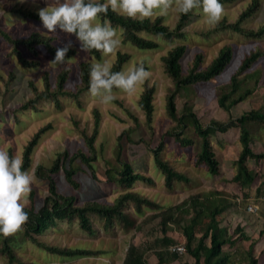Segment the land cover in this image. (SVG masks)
Segmentation results:
<instances>
[{"label":"rangeland","instance_id":"rangeland-1","mask_svg":"<svg viewBox=\"0 0 264 264\" xmlns=\"http://www.w3.org/2000/svg\"><path fill=\"white\" fill-rule=\"evenodd\" d=\"M251 1L235 0L224 3L223 18L235 21ZM260 2L259 9L243 22L245 27L257 29L264 23V0ZM54 3L55 0H24L23 3L20 0H0V148H5L8 152L11 149L13 155L22 158L24 145L34 132L42 126L52 124V127L42 135L34 150L32 165L27 169L35 177L32 190L35 191L36 206H41L49 193L48 182L37 174V168L39 165L51 167L58 153L65 150H68L71 155L77 151L88 153L85 135L92 132L94 109L98 108L102 119L100 132L95 142L98 158L93 162L94 169H90L80 157L76 158L72 164L68 161L66 166L73 165L77 170L75 177L80 186L75 188L70 185L64 169H61L53 175L59 191L75 195L78 204L88 199L104 203L113 202L118 194L125 190L118 181L117 170L121 164L118 161V155L121 154L133 164L136 171L152 176L155 181L152 185L137 181L132 189L162 205L178 203L197 192L222 191L224 194H221L216 201L221 204L229 201V207L219 215L221 224L227 226L230 232L240 226L247 235L246 238L241 237L232 249L227 246L226 249L233 252V258L238 261L237 264H247L246 252L251 241L254 240L255 255L259 258V264H264V187L259 190V185L264 181V159L258 161L249 159V166L257 176L251 185L242 187L232 180L237 171L236 160L242 149L239 128L234 127L213 136V145L221 162V173L218 175H212L203 164H197L196 155L201 149V142L190 119H187L189 125L185 128L184 135L196 139L193 145L183 146L173 135L165 134L167 131L176 130L177 122L168 115L166 108L167 94L175 88V83L166 73L162 60L163 55L172 46L184 43L187 46L181 60L184 71H187L198 53L204 55L201 64V68H204L224 45H231L232 60L220 75L208 81L183 86L176 97L179 114L186 112L187 107L191 105L204 123L203 125H207L212 119L227 121L231 115L236 117L251 109L264 110V53L248 70L239 75V77L247 75L242 88L254 87L253 93L234 105L230 111L222 108L218 101L221 92L230 82L232 75L237 72L245 55L254 50L264 52V35L251 37L230 29L215 30L216 25L212 26L207 22L202 9L195 10L185 26L183 38L169 40L157 39V36H153L159 42V47L155 49L139 48L122 40V45L117 51L131 53V58L123 68L135 67L137 62L145 60L148 70L152 72L151 79L139 86L134 93L126 94L118 91L116 100L109 104H101L87 90L80 94L79 101L74 97L61 95V107L55 105L52 100L45 99L38 102V110L33 108L24 110L21 108L22 104L33 97L30 81H34L40 89H43L42 74L45 70L49 71L54 84L58 72L63 68H69L70 75L65 88L68 91H75L76 85L80 82V61L88 60L95 63L107 60L112 64L116 57L117 51L100 60L96 59L88 51L81 49L80 42L74 34H67L57 29L55 33H51L56 36L57 41L65 44L71 41L72 47L77 49L76 54L71 57L74 58L72 62L65 65L49 64L53 58L46 48L40 46L38 56H35L40 60V64L35 67L23 66L16 55L10 54L12 45L2 36L1 30H7L18 37H26L35 29L48 33L41 21L25 18L16 9L27 8L38 11ZM178 18V11H170L164 21L174 27ZM28 55L33 57L31 54ZM257 70L261 72L260 79L255 84L256 79L250 74ZM12 71L16 77L7 83ZM146 84L156 87L151 123L147 122L145 111L139 105L140 96ZM249 130L253 137L254 150L264 151V125L251 123ZM120 135H122L121 140ZM160 140H164L161 151L163 158L168 159L175 168L186 173L189 182H177L173 189L165 186L164 174L155 164L152 151L159 146ZM30 204L29 197L27 206ZM250 204L257 206L255 212L248 210ZM129 208L134 209L131 205ZM151 212L145 207L144 216ZM143 217L138 216L139 221ZM91 218L92 232L82 230L76 221H58L56 226L45 229L38 236L50 244L88 248L97 250L98 253L75 257L52 254L31 240H26L23 229L14 234V244L21 259L34 261L37 264H123L129 244L142 242L152 245V249L147 252L148 263L157 262L154 249L160 248L157 241L162 237L157 221L152 222L144 231L123 228L119 224L107 230L97 215L94 214ZM169 235L177 241L185 242V236L174 224L169 230ZM234 235L239 234L236 232ZM6 260L7 258L0 254V264H6ZM183 261L194 262L193 258L185 252L180 259L168 264H182Z\"/></svg>","mask_w":264,"mask_h":264},{"label":"trees","instance_id":"trees-1","mask_svg":"<svg viewBox=\"0 0 264 264\" xmlns=\"http://www.w3.org/2000/svg\"><path fill=\"white\" fill-rule=\"evenodd\" d=\"M233 1L235 0H220L222 4ZM260 5V0H252L241 11L235 21L222 18L216 24L215 30L230 29L245 36H263L264 23L257 29L247 28L243 25V22L250 18L259 9ZM16 10L25 18L40 21L37 10L27 8H17ZM194 12L195 10L186 15L179 13V18L174 27L166 24L164 21L165 16L158 17L154 21L144 20L141 23L117 15L109 10L107 19L111 21L113 26L119 25L125 29L122 37L124 42H130L143 49H155L159 47V42L153 36H157L159 33H163V38L169 40L185 37V26ZM1 34L12 45L10 54L16 55L25 67H35L40 64V60L35 58V56H38L40 46L46 48L54 59L56 49L66 45L65 43L58 42L54 34L46 33L39 29L32 30L26 37L15 36L4 29L1 30ZM186 50L187 46L184 43L176 44L162 57L164 69L175 83V88L171 89L167 94L166 108L168 115L177 122V129L167 131L165 134L173 135L183 146L193 145L196 139L184 135V130L189 125L187 119H190L201 142V149L196 155V162L197 164H203L212 175H218L221 173V162L213 145V136L218 132H227L234 127L239 128L242 149L236 160L237 171L233 175L232 180L238 182L242 187L249 186L255 181L257 176L249 166V159L252 158L257 161L264 159V151L258 152L252 146L253 137L251 136L249 125L251 123L264 125V110L251 109L236 117L231 115L227 121L212 119L207 125H203L191 105L187 107L186 112L179 114L176 99L179 90L183 86L208 81L220 75L230 64L233 57L232 46L224 45L206 67L201 68L204 55L198 53L194 56L187 71H184L181 60ZM76 52L77 49L71 47L67 53V57L74 56ZM88 52L96 59L100 60L102 58L101 53L98 51L92 50ZM263 53L261 50H254L245 55L237 72L232 75L230 82L218 98L219 105L222 108L230 111L234 105L253 93L254 87L242 88V83L246 80L247 75L245 77H239V75L248 70ZM28 54L33 55V57H29ZM130 58L131 53L121 50L117 51L116 57L112 62L113 71H120ZM140 63H143L148 70L145 60L137 62L135 66ZM92 64V61H80V82L76 85L75 91H68L65 88L70 75L69 68H63L58 72L54 84L49 71L45 70L42 74L44 88L40 89L31 80L30 87L33 90V97L25 101L21 108L24 110L29 108L38 110V102L45 99H50L55 105L61 107V95L71 96L79 101L80 94L89 90V72ZM260 72V70H257L250 74L256 79L255 84L260 79ZM15 77L16 75L12 71L9 75V80L6 82L9 83ZM155 91V85L146 84L139 100V105L145 111L148 123H151L153 120ZM101 119L100 110L95 108L92 132L85 135L88 153L77 151L71 155L68 150H65L64 152L58 153L51 167L39 165L37 168V174L45 178L48 182L49 193L45 197L43 204L37 207L35 204V191L32 190L30 194L31 204L25 208V211L29 215V220L23 227L24 238L31 240L49 253L75 257L98 253V251L88 248L50 244L41 240L38 235L45 229L56 226L58 221H76L82 230L92 232L93 220L91 217L94 214L103 221V226L107 230L119 224L123 228H134L138 231H144L152 222L157 221L160 225L162 237L157 241V245L160 248L154 249L158 259L155 264L174 262L180 259L182 253L185 252L193 258L194 262L183 261L182 264H237L238 261L233 258V252L226 248L229 247L232 249L241 237L246 238L247 235L240 226H237L233 232H230L227 226L221 224L219 215L229 207V201L222 204L216 201L221 194H224L222 191L214 190L209 193L197 192L178 203L162 205L158 201L132 189L137 181H144L151 185L155 181L152 176L136 171L133 164L123 158L121 154L118 155V161L121 164L117 172L119 175V184L125 190L118 194L113 202L104 203L88 199L84 203L78 204L75 195L65 194L59 191L53 175L61 169H64L67 182L70 185L75 188L80 186V183L75 177L77 170L73 165L66 166L68 161L72 164L76 158L80 157L90 169H94L93 162L98 158L95 142L100 132ZM50 127H52L51 123L40 127L24 145L22 160L25 170L31 167L34 150L42 135ZM121 138L122 135L119 136L120 140ZM141 140L143 141V139ZM163 146L164 140H160L159 146L153 148L152 151L155 164L164 174L165 186L173 189L177 182H189V177L186 173L175 168L174 164L168 159L163 158L161 152ZM9 154L13 155L11 149L9 150ZM263 187L264 181L259 185V190ZM130 205L133 206V210L129 208ZM145 207L152 211L146 216H144ZM138 216L144 217L139 221ZM172 224L181 230L186 238L185 242L177 241L173 236L169 235ZM236 232L239 235L235 236L234 234ZM14 239L15 235L5 237L0 234V254L7 258L6 264H37L34 261H24L21 259L14 244ZM181 243L184 244V252L172 249V246ZM151 246V244L148 245L147 243L131 242L127 248L123 264H149L147 252L152 249ZM254 249L255 241L252 240L246 252L248 257L247 264H259V258L255 255Z\"/></svg>","mask_w":264,"mask_h":264},{"label":"clouds","instance_id":"clouds-1","mask_svg":"<svg viewBox=\"0 0 264 264\" xmlns=\"http://www.w3.org/2000/svg\"><path fill=\"white\" fill-rule=\"evenodd\" d=\"M201 9L212 26L221 21L225 11L220 0H55L54 4L40 8L38 16L48 33L59 29L74 34L82 50H95L107 57L121 47L125 32L123 27L113 26L107 19L109 10L143 23L144 20L154 21L167 16L170 11L186 15ZM162 38L163 33L157 34V39ZM71 47L69 41L57 48L49 64L71 63L74 58L67 57ZM151 77L152 72L143 63L113 71V64L101 60L90 67L89 92L101 104H109L117 99L118 91L132 94ZM34 182V175L24 169L22 158L0 148V234L3 236L18 233L28 222L25 208Z\"/></svg>","mask_w":264,"mask_h":264},{"label":"built area","instance_id":"built-area-1","mask_svg":"<svg viewBox=\"0 0 264 264\" xmlns=\"http://www.w3.org/2000/svg\"><path fill=\"white\" fill-rule=\"evenodd\" d=\"M248 210H250V211H253V212H255L256 210H257V206L256 205H249L248 206ZM172 249L173 250H177V251H179V252H184L185 251V247H184V244H176V245H174V246H172Z\"/></svg>","mask_w":264,"mask_h":264},{"label":"bare ground","instance_id":"bare-ground-1","mask_svg":"<svg viewBox=\"0 0 264 264\" xmlns=\"http://www.w3.org/2000/svg\"><path fill=\"white\" fill-rule=\"evenodd\" d=\"M154 49V48H153ZM178 91V90H177ZM187 94H188V92H187ZM204 124V123H203ZM223 148V147H222ZM239 162V161H238ZM235 167V166H234ZM246 177V176H245Z\"/></svg>","mask_w":264,"mask_h":264},{"label":"crops","instance_id":"crops-1","mask_svg":"<svg viewBox=\"0 0 264 264\" xmlns=\"http://www.w3.org/2000/svg\"><path fill=\"white\" fill-rule=\"evenodd\" d=\"M180 242H182V241H180ZM183 243V242H182Z\"/></svg>","mask_w":264,"mask_h":264}]
</instances>
